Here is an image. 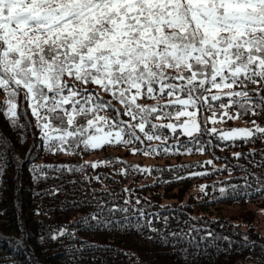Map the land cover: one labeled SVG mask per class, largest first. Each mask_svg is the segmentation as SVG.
Segmentation results:
<instances>
[{
	"label": "snow or ice",
	"instance_id": "obj_1",
	"mask_svg": "<svg viewBox=\"0 0 264 264\" xmlns=\"http://www.w3.org/2000/svg\"><path fill=\"white\" fill-rule=\"evenodd\" d=\"M21 89L36 120L41 146L49 152L71 155L81 145L83 150H95L143 143L136 130L148 141L162 144L167 137L160 134L161 129L176 134L179 128L195 139L194 134L201 131L200 107L211 109L210 101H220L219 107L225 109L221 120L264 112L260 95L264 90V0H0V91L6 94L0 112L23 134L31 124L27 111L18 110ZM99 93L110 96L122 110ZM145 98L158 102L140 103ZM232 105L241 111L230 115L227 109ZM106 109L115 115L101 114ZM161 119L177 123H152ZM209 119L215 123V113ZM251 123L254 128L231 129L221 133L220 139L248 140L256 134L264 138V127L255 120ZM211 132L216 134L217 129ZM138 150L133 149V154ZM156 151L150 148L144 154ZM3 161L0 154V178ZM50 167L36 165L34 179H47L44 169ZM63 170L83 171V167L56 166L55 171ZM256 184L261 192L264 177H256ZM160 219L167 224L168 217ZM146 227L165 244L167 236H178L162 233L151 222ZM193 232H199L195 225L180 239L186 236L194 241ZM209 238L227 239L211 231L200 236L202 241Z\"/></svg>",
	"mask_w": 264,
	"mask_h": 264
},
{
	"label": "trees",
	"instance_id": "obj_2",
	"mask_svg": "<svg viewBox=\"0 0 264 264\" xmlns=\"http://www.w3.org/2000/svg\"><path fill=\"white\" fill-rule=\"evenodd\" d=\"M99 94L116 110H122L110 96ZM250 95L256 97L255 92ZM260 95L264 96V90ZM23 96L21 89L18 110L27 111L31 124L26 132L10 126L0 112V154L5 165L0 178V264H264V232L256 227L259 218L255 214L264 209V189L256 191V177H264V138L256 134L248 140L220 139L221 133L231 129L254 128L253 120L264 127V112L241 115L246 125L230 119L213 134L209 118L213 113L221 117L225 109L219 107L220 101H210L211 109L200 107L201 131L195 139H188L180 129L176 134L161 129L160 134L167 137L162 144L155 139L148 141L136 130L143 143L106 145L95 150H83L81 145L70 155L49 152L41 146L36 120ZM5 99L6 94L0 91V104ZM157 102L148 98L140 101L150 105ZM227 111L232 115L241 110L232 105ZM101 114L112 116L115 112L106 109ZM120 148L138 152L156 148L160 153L154 157L165 161L150 167L141 164L139 168L151 169L150 173L142 172L127 155L112 152ZM96 153L103 155L93 159ZM235 153L242 155L238 158ZM186 155L192 159L184 160ZM100 161L110 162L90 167ZM36 165L52 166L44 169L49 174L47 179H34L37 174L32 169ZM56 166H82L83 171L57 172ZM194 187L198 188L196 193L192 192ZM53 189L60 191L50 195ZM226 206H238L239 213L225 212ZM162 217H168L166 225ZM148 222L164 234L176 232L178 236H167L168 243H162L146 227ZM191 225L199 230L191 233L195 240L186 236L180 239ZM60 231L64 235H59ZM208 231L227 239L200 240Z\"/></svg>",
	"mask_w": 264,
	"mask_h": 264
},
{
	"label": "rangeland",
	"instance_id": "obj_3",
	"mask_svg": "<svg viewBox=\"0 0 264 264\" xmlns=\"http://www.w3.org/2000/svg\"><path fill=\"white\" fill-rule=\"evenodd\" d=\"M181 119H185V118L182 117ZM197 120L200 121V115L199 114L197 115ZM229 120L230 119H228L227 116H224L222 120L220 119V117H216V122L213 123L212 120H211V123L213 124V127L214 128H217V127H223V126H225L226 125L225 123L229 122ZM234 122L236 124H242V125H246L247 124L241 118L234 119ZM169 123H177V122L174 119H172V120L169 121ZM242 127H244V126H242ZM180 131L182 132L181 129H180ZM197 134L198 133H195L194 136L197 135ZM187 138L188 139H192V138H189V137H187ZM196 149L197 148H193L192 150L193 151H196ZM112 152H118V153H121L123 155H127L128 159L130 161L134 162L135 163V166L138 167V168L140 167L141 164L143 165L142 167H150L152 165H156V163L159 162V161L160 162H164L165 161V159H158V158H155L154 157V154H157V153H160V152H151V154L145 155L143 151H140V152L136 151L135 154H133V149L130 150L128 148H122V149L120 148L119 150H113ZM99 155H103V154H97L96 153L92 157H93V159H97ZM186 159H192V156L186 155L184 157V160H186ZM197 190H198V188H195L194 187L192 192H195L196 193ZM187 199H188V195H186L184 197V200H187ZM251 206L252 207H255L253 205H251ZM249 207H250V205H249ZM223 209L225 210V212L230 213V214H237V213H239V210H238L239 207L238 206H233V207L226 206ZM255 214H257L256 217L259 218V223H256V227L259 228L262 232H264V209H260V211H257V213L255 212Z\"/></svg>",
	"mask_w": 264,
	"mask_h": 264
}]
</instances>
